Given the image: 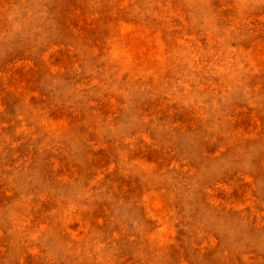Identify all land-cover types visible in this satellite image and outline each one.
I'll use <instances>...</instances> for the list:
<instances>
[{"label": "rangeland", "instance_id": "374dc122", "mask_svg": "<svg viewBox=\"0 0 264 264\" xmlns=\"http://www.w3.org/2000/svg\"><path fill=\"white\" fill-rule=\"evenodd\" d=\"M0 264H264V0H0Z\"/></svg>", "mask_w": 264, "mask_h": 264}]
</instances>
